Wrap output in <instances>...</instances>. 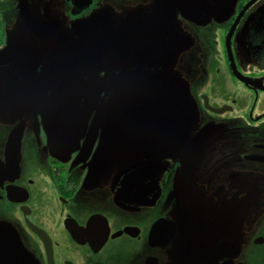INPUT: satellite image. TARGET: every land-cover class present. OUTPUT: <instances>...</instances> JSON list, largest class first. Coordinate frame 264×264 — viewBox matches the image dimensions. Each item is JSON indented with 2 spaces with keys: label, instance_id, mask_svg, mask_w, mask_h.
<instances>
[{
  "label": "flooded vegetation",
  "instance_id": "obj_1",
  "mask_svg": "<svg viewBox=\"0 0 264 264\" xmlns=\"http://www.w3.org/2000/svg\"><path fill=\"white\" fill-rule=\"evenodd\" d=\"M225 1L0 0V264H264V0ZM146 77L191 111L163 156L110 108Z\"/></svg>",
  "mask_w": 264,
  "mask_h": 264
},
{
  "label": "water",
  "instance_id": "obj_2",
  "mask_svg": "<svg viewBox=\"0 0 264 264\" xmlns=\"http://www.w3.org/2000/svg\"><path fill=\"white\" fill-rule=\"evenodd\" d=\"M149 80H151L149 77H146L145 80H137V82L140 83V86L136 87V97L134 98L129 95V98L132 99V101L128 102L127 106L110 103V108L112 110L111 112L116 115L117 118H120L119 114H123V112H136V121L132 125V128L136 130V134L143 136L151 127L150 136L152 138V142L155 140L154 137H157V135L154 134V130H166L162 137L164 136L168 138L169 141L172 140L173 144L169 141L165 143V147H169L167 149L169 151H164L166 153L161 152L157 155L163 156L175 150L182 141L181 137L186 135L185 131L187 123L191 118V111L184 100L168 86H152L150 84L151 81ZM162 91H164V93ZM121 108L124 109L122 110ZM211 110L218 113L221 112L213 109ZM122 128H125V126H122ZM170 130L172 131V134H167ZM127 135L131 137L130 133ZM142 136L136 137V143H139V141L141 143L146 142L144 139L146 137ZM159 145L160 143L157 144V146ZM150 154L152 155L151 152ZM222 244L219 245V249L222 247Z\"/></svg>",
  "mask_w": 264,
  "mask_h": 264
},
{
  "label": "rangeland",
  "instance_id": "obj_3",
  "mask_svg": "<svg viewBox=\"0 0 264 264\" xmlns=\"http://www.w3.org/2000/svg\"><path fill=\"white\" fill-rule=\"evenodd\" d=\"M236 1H239V0H236ZM244 2H245V0H244ZM187 4L193 5L192 2L187 3ZM236 4H237V2H236ZM228 9H229V0H226L225 4H224V7L219 11V16L217 17V19L215 21H217V22L220 21L221 22V21L225 20V18L228 17V15H227ZM223 30H224V28H219L218 29L216 27L213 30H212V28H210L209 29V33H214L215 36H217V35L220 36V35L223 34ZM193 43H194L193 36L190 35L189 46H188V51L190 52V54H191V47H192ZM191 59H192V57L190 55H185L184 58H183L181 56V54L178 52V50H177L175 53H172L169 56V61H170L169 65L170 66H174V67H181V66H183L185 61L190 63ZM147 63L148 62H145L144 65L147 66ZM144 68H148V67H144ZM174 74H176L178 76V78H180L179 77L180 76L179 72H176ZM215 80L226 82L227 81V75L220 73L219 76H217V75L215 76ZM202 125H204V126H202ZM199 127H205V124H203L200 121L192 122V124L190 126V130H189V136L191 137V135L193 134L194 130H196ZM213 133H214L213 130H209L208 131V136H212ZM227 137H228V139H226L225 141H227V140L229 141V139L231 137L230 134H228ZM205 139H206V137H204V136L201 137V141L202 142H204ZM204 148H205V146L202 145V144H199L196 149H195V146H194V148L192 149L193 153H192V156L190 157V159L188 161L186 160V162L183 163V164H177V166L181 170L180 171V177L184 178V180L182 181V197H183V200H184V203H185V208L187 209V211H191L192 209L195 208V202H194L195 201V197L197 195L201 196L202 192H203L202 188L199 191L195 190V188L194 189H189L187 191V188H189L190 186L188 185V183L186 181L194 179L193 177H191V175H189L187 173V170L189 171V168L191 166L196 165L198 160H201V159H199L198 155L202 156V155L206 154ZM208 158H211V157H203L202 159H208ZM219 200L221 202V206L214 207L212 205L211 207L210 206L209 207H204V209H207V208H210V209H213V210L214 209H219V213H222L223 211L227 212L229 209H231L232 204H230L228 201H224V200L222 201L221 199H219ZM203 214H207V212H203ZM224 223H228V222H224ZM215 235L216 236H222V235L230 236L229 228L223 229V228L216 227ZM242 256L245 257V258L250 257V255L248 253H244V251H242ZM248 260H249V258H248Z\"/></svg>",
  "mask_w": 264,
  "mask_h": 264
}]
</instances>
